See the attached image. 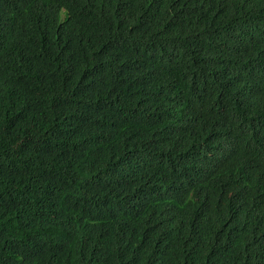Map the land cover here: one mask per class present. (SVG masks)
Returning <instances> with one entry per match:
<instances>
[{"label": "trees", "instance_id": "1", "mask_svg": "<svg viewBox=\"0 0 264 264\" xmlns=\"http://www.w3.org/2000/svg\"><path fill=\"white\" fill-rule=\"evenodd\" d=\"M0 264H264V0H0Z\"/></svg>", "mask_w": 264, "mask_h": 264}]
</instances>
